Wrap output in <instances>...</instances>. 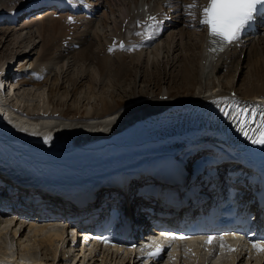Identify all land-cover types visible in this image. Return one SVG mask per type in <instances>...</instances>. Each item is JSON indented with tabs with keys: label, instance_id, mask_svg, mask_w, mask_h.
Wrapping results in <instances>:
<instances>
[{
	"label": "bare ground",
	"instance_id": "1",
	"mask_svg": "<svg viewBox=\"0 0 264 264\" xmlns=\"http://www.w3.org/2000/svg\"><path fill=\"white\" fill-rule=\"evenodd\" d=\"M22 1L23 0H20V2ZM26 1L28 3L32 2H29L28 0ZM26 1L21 3V6L18 5L16 6L17 8H12V10H0V21L3 20L4 17H6L7 19H9V23L13 24L15 21H17L16 17L21 16L24 12H26V14H29L32 13L33 10H37L48 4L52 3L53 5H55V10H53L54 13H46L44 15L38 14L36 17H34V19H37L36 21H34V23L26 25L25 27L22 26V29L16 30L12 33L13 44L15 46L22 45L23 52L25 51L29 53L35 50V48L41 43V48L39 51L42 52L39 55L38 60L34 61V63L36 62L35 65L30 63V66H28V68H30L31 66L34 67V70L32 67V72L36 77L40 76L41 72L44 73L43 66H45V64L46 66L51 65L54 67L55 65L59 64L61 65L60 68H64V66H66L69 62V57L67 58V56L68 54H71V58H73V60L77 63L78 61H81L91 62L95 64L100 79H104V76L108 75L116 83L119 81H127L129 78L134 77L133 69L136 67L135 63H139L141 61L140 59L143 58V55L147 54V60L145 59L146 65H152L154 69H156V66H154V64L158 60L157 58L159 57L163 49V45H158V41L156 40H154V42L149 45L139 44V47H136L134 49H128V47L120 49L119 46L117 47V45H115V42L118 38L122 37L124 31H130L129 33H132L134 35V37L136 38L135 40H137L138 38L140 40H143L148 36H155V39H157L159 34L165 32L167 33L168 31L170 32L173 27H175L177 24H180V22L182 21L184 22L185 20H187V24L189 23L190 26L197 23L199 24L201 8L208 2V0H200V5L198 6L199 12L197 15H195V21H193L190 15L188 18L184 19V14L189 13V9L187 7L188 5H191V3H189V0H155L156 2H153L155 3V5H152V0H150V4H148L150 7H148L147 9L149 12L145 16V10H143V3L145 2V0H132L134 9H132L130 6L126 7V5H124V8L119 9L120 7H117L118 9L112 12L110 8L108 10L111 11L110 13L117 15H115L117 20L115 21V26L112 34H109L108 37H104V40L101 41L102 39H100L99 37L102 26L99 22L93 23L91 22L92 18H89L87 16L74 17V15L73 17L70 16L68 18L58 16V14H60V12L58 11L59 7H68L73 9H79L82 7L85 9V11H91V13L96 14L102 9V7L97 6L99 4L93 3L89 5L86 3L88 1L85 0H35L33 1V4L31 3V5L27 4ZM77 5H79L80 7H77ZM106 16L107 9L106 12L103 13L102 17L106 18ZM150 16H155L158 21H161V23L155 29V34L153 35L152 31L150 30L143 36L136 35V33L145 32L144 26L140 24L141 22H139V19L148 21V18ZM31 18L32 17H30V20ZM69 18H71L72 22H78L79 25H75V23L69 24L66 21V19L69 20ZM169 19L173 21L171 25L167 23ZM82 20H85L84 22L87 21V23H84L82 26H86V28L87 26L89 28L92 27L90 31L93 32V36H91L90 39H87L85 37H79L80 35L77 34L78 39L77 43L75 44V48H73L74 50H71V52H63L56 58H52L49 49L53 47L59 39L66 37L68 34L76 35L77 27L81 26V23H83ZM102 25L104 26V24ZM172 32H170L169 38L172 37ZM243 32L241 33V36L239 38L240 40L238 42H240L241 40H245L244 38L248 37L246 42L247 46L244 53H248L250 60H252L253 57H259L264 49H260V47L255 44L256 42L254 41V39L252 40L251 38H249V36L251 35L250 32H247V30H245L244 33ZM185 33L187 34V32ZM25 35L30 37H32V35H37L39 41L32 42L30 40V37L27 38L25 37ZM200 36L202 38V44L199 47L200 52L198 54V62L191 60L190 65L188 62H186L180 68L182 81L181 83L184 84V86L190 84L192 85L191 87L195 88L196 85L199 84L198 89L195 91V94L191 99L189 98L182 104L178 103L177 99L170 101L162 100L159 104H157V102H147L150 97L149 94L144 92V94H135L134 96H129L128 100L126 101L120 99L121 102L119 101L110 103L111 101H109L107 98L101 99L103 111L101 113H96L95 115H90V111L87 112L85 114V123H83L82 125H79L77 123L69 124L59 122V116L56 117L57 115L52 116L51 114V116L43 115L44 117L36 116V118H32L34 120H29V117H25L27 116L26 114L24 115V117H22L23 114H15L5 109L3 106L4 95L2 94L3 92H5V88L3 92H1V88L4 87L2 80L5 71H9V63L16 60V64L17 62L19 64L16 69L18 75L17 72L16 74L14 73V75L17 76V79L15 81L13 79L14 82L8 81L11 78H9V72L7 73L8 78L6 85L8 86L7 90L9 94L15 93V90L13 89H17V86H19V82L20 84L30 83L32 80H30L29 82V79L33 76V74H30L31 72H29V75L26 73L28 72V68L26 69L25 67V64L27 62L25 64L22 63V56L20 58L14 56L10 61L2 62V64L0 65V157H3L4 154L7 155L10 153L21 155L25 158V161L40 163L46 175L54 178L56 181L58 179H65L67 178V176H70V187L77 191L73 193V197H84L87 196L83 195V193L86 192L87 188L90 187L92 183H98L97 180L92 181L93 178H90L91 175L108 173L121 163H128L129 161H134L144 155H155L157 153H161V151L163 150H168L173 147L176 148L175 146H177L178 144L182 145L185 142L187 143L194 136L200 134L197 128L193 130H180L181 125L186 126L188 123H192L194 120L202 119L205 124L213 126H218L224 122V124H229V128L236 130L238 128V125L233 123V121L229 117H226L223 112L220 111V108L213 103L214 100L220 97L231 98V96L225 95L224 92L217 89H212L208 94L204 95L202 93L203 88L200 87V84L202 79L208 77V75L211 72L217 70V67L219 68L220 65L221 70L223 69V66H226V68H228L232 60L238 57L237 51L242 53L243 48H240V50H238V44L234 43L232 44L230 50H226L224 54H222L223 52H220L218 54L210 53L208 51L207 31L201 30ZM23 37L28 39V43H23ZM94 37H96V39ZM94 41H96L97 45L96 43H94ZM35 43L37 44L35 45ZM168 44L169 45L167 47V50H169L171 43ZM110 48L113 50L109 51ZM96 50L97 52H95ZM143 51H147L148 53H143ZM155 59L157 60L155 61ZM260 63L261 61L259 58L255 59L252 67L255 69L253 76L261 81L262 84L257 88L251 89L248 92V97L244 96V98L246 97L249 100H240L239 98L236 99L241 102L242 106H248L249 109L257 105H264V103L257 104L252 102V100H254L255 98H259L262 102L264 99V69H262V65L258 66ZM13 69L11 70L12 72ZM44 69L46 68L44 67ZM71 69L73 70L75 68ZM110 71H113L112 75ZM73 73L74 71L71 73V76H74ZM198 74L200 77L204 76V78H199V80L194 79ZM96 75L97 73H94L95 79ZM91 78L93 79L92 76ZM150 79L151 80H149L148 82L154 88L159 89V82L157 81V77H155L153 73L151 74ZM89 88H93L92 82L89 83ZM208 88H206V91L209 90ZM51 89L52 91H55V95H60V100H64V98L68 97V93L65 92L64 89V92L61 93H59L60 88L57 91L53 87ZM193 110H196V112ZM186 111L193 112H188L183 115L178 114L180 112ZM3 114L5 115V117H7L6 119L2 118L4 117ZM174 114L177 116H173L172 118L169 117ZM157 116L159 117L158 119H156ZM162 117H165V119H167L162 124H158L156 126H152L151 124L148 127L145 126L146 124H150V121L152 120L156 119L157 121H160ZM6 120L8 121L6 122ZM9 136L11 137L9 138ZM45 138H50L47 143H45ZM247 144V146L238 147V149H240L247 157H249V159L253 161L251 166H253L257 171H260L261 169L257 164L259 162H264V145L253 144L250 140L247 141ZM184 146L185 145H183L182 147ZM51 149H53L54 152L47 151ZM125 155L128 156L124 159ZM200 155H204V152H201ZM177 164L178 162H173L172 164H169V166ZM20 168L24 169L27 167L25 166V164H21ZM238 168L239 167L236 164L233 167L234 170H237ZM142 169L143 168H138L135 173L142 172ZM83 173L89 174V176L86 178H89L90 181L86 180L83 177ZM1 176L2 175L0 174V177ZM252 179L253 178L250 177V180ZM66 186L68 185H62L63 190H61V192H65L71 189L70 187H68V189H64ZM203 202L204 204H206L207 200L205 199L203 200ZM53 207H57V205H53ZM58 208L63 211L67 210L66 205L58 206ZM188 208H190L188 212L192 213L195 210L196 206L190 203L188 207H184L181 210H178V212L180 211L179 214L182 211H187ZM10 217H12V215H3L2 213H0L1 239L5 237L4 234L7 235L8 232H10L11 234L12 228L9 231L8 227V223H10L12 224V227L16 225H23L20 228V230L22 229L23 231L28 227V229L33 232L29 240V242L33 244L37 243L39 246L45 245L49 248H52L53 245H55L54 243H57L58 245L61 244V247L63 246V244H65L67 238V229L65 227H67V223L63 222V220H61L59 217L45 219L39 222H28L29 219L22 218L19 221L17 220L15 223H13V220H9L7 222V219H9ZM14 218L17 217L14 216ZM138 221H141V219H138L137 222ZM54 224H61L63 230L58 233L49 234L50 228L48 229V227L53 226ZM23 233L24 232H22V234ZM12 235L16 237L17 231H14ZM145 236H148V234H145ZM19 242H21V239H19ZM3 244L4 242L1 245ZM224 244L229 245L230 242L226 241L224 242ZM195 245V242H191L185 246V250L188 249V247H194ZM62 248H64V246ZM62 248H60V250ZM67 248L68 246L64 248L65 251L62 253H58L56 250H52V263L61 264L62 261L67 263V261H70V259L72 258V255L76 254L78 257L80 256L78 250L71 251ZM92 248H94V246ZM7 250H5L4 248V250L0 251V258L9 263H13L15 259L21 260L16 262H22V260L29 261V264H51L50 262L46 263V261L33 260L25 257L23 258L22 256H17V254H14L13 252V254L11 255L7 252ZM196 250L197 249L195 247V252ZM131 252L133 251L128 250L120 253L119 251H116L114 249L111 250L110 248L106 247L102 252L100 250L99 253H95L94 255L91 253L89 255L84 253L80 257H82L84 260L94 259V263L100 261L101 263L103 262V264H107L106 261L108 258H110V261H116L118 258L121 259V257L123 256V258H125L124 260L122 259L123 263L139 264L138 259L134 257ZM216 254L217 252L211 254L207 259H216ZM230 257L232 260V264L236 262L237 264H242L244 263V258H247L245 262L247 264H249L251 259H254L256 263L263 262L264 264V253H262V255L258 256L257 258L253 255H248V253L245 252L232 253L230 254ZM183 259L184 256L181 257V260Z\"/></svg>",
	"mask_w": 264,
	"mask_h": 264
},
{
	"label": "rangeland",
	"instance_id": "2",
	"mask_svg": "<svg viewBox=\"0 0 264 264\" xmlns=\"http://www.w3.org/2000/svg\"><path fill=\"white\" fill-rule=\"evenodd\" d=\"M24 1L26 0H23L22 2H20V0H0V10H6V11L12 10V8L14 7L17 8L16 6L20 5ZM28 1L29 2L32 1L31 3L33 4V1L35 0H28ZM85 1H89V3H92V4L93 3L101 4V6L103 7L102 10L98 14L95 15V17H89V18H92L91 22L93 23L99 22L100 25L102 26V27L100 26L101 33L99 37L100 39H102L101 41L104 40V37L106 36L108 37L109 34H112L114 30L115 21L117 20L116 19L117 15L115 14L116 15L115 16L113 13H110L111 11L112 12L116 11L119 7H120L119 9L124 8L123 7L124 5H126V7L130 6L132 9H134L132 0H85ZM156 1L152 0L151 4L155 5V3L153 2H156ZM26 3L31 4V3H28L27 1ZM189 3L191 4L195 3L196 5L198 4L196 7L191 9L193 11L192 13L194 15H197L199 12L198 6L200 5V0H189ZM148 4H150V0H145V2L143 3V8H144L143 10H145L144 16L148 14L149 12L147 10L148 7H150ZM49 8L50 7H43V8H40L39 10H34L35 12L29 13V14H26V12H24L21 16L16 17L17 21H15L13 24L9 23V19H7L6 17H4V19L0 21V41H1L0 65L2 64V62L10 61L11 59H13L14 56L17 58H20L22 56L21 57L22 63L25 64L27 62L25 64L26 69L28 68V66H30L29 65L30 63L35 65L36 62L34 63V61L38 60L39 55L42 52V51H39L41 48V43L35 48V50L29 53L25 51L23 52L22 45L15 46L13 44L12 33L16 30L22 29L26 25L34 23V21L37 20V19H34V17H36L38 14L44 15L46 13H50V14L54 13L53 10ZM105 8L107 9V16L106 18H103L102 17L103 13L106 12ZM110 8H111V11L108 10ZM58 16H61L63 18H68L70 16L71 17L73 16L82 17V16H87V15L84 14L83 12L71 13V11L69 10H63L60 12V14H58ZM30 17H32L33 19L31 18L30 20ZM188 17H189V13L184 14V19ZM140 20H144V19H140ZM66 21L69 24L75 23V25L76 24L79 25L78 22H72V21L70 22V20H67V19ZM82 21L83 23H81ZM82 21L80 22L81 26L77 27L76 35L68 34L66 37L59 39L55 43V45L49 49V51L51 52L52 58H56L63 52H71V50H74L73 48H75L76 46L75 44L77 43V39H78L77 34L80 35L79 37H85L87 39H90V37L93 36L92 35L93 32L90 31L92 27L89 28L87 26L86 28V26L85 27L82 26L84 23H87V21L84 22L85 20H82ZM185 21L180 22V24H177L170 31V32L173 31L172 32L173 38L172 37L169 38L170 37L169 31L167 33L162 34V37L157 38L158 45H163L162 52L157 58L158 60L155 59V61L156 60L157 61L155 63L156 65L154 64V66H156L157 70L154 69L152 65H146V60H147L146 59L147 54H146V55H143V58L140 59L141 61L139 63H135L136 67L133 69L134 71L133 78H129L127 81H121V82L119 81L116 83L108 75H105L104 79L103 78L100 79L98 75V70L95 64L91 62H81V61H78L77 63L73 60V58H71V54H68L67 58L69 57L68 58L69 65L67 64L66 66H64V68L63 67L60 68L61 65L59 64L55 65V67L51 65L46 66L45 64V66H43L44 73L41 72L40 76L38 77H36L34 73L32 72L33 66L28 68V72L26 73L28 75H29V72H31L30 74H33V76L31 77L32 79L31 78L29 79V82L30 80L32 81L30 83H21V84L19 82V86H17V89L15 90V93L13 94L3 92L2 93L4 95V96L2 95L4 97L3 106L9 112H13L19 115L23 114L22 117H24V115L26 114L27 116L25 117H29V120H34L32 118H36V116L41 117L43 115L46 116V115L51 114L52 116L53 115L54 116L57 115L56 117L59 116L58 117L59 122L69 123V124L77 123L79 125H82L83 123H85V116H86L85 114L87 112L90 111L89 112L90 115H93V114L95 115L96 113H101L103 111L102 105H101V99L107 98L109 101H111L110 103H114V102H119L120 99L126 101L128 100L129 96H134L135 94L147 93L149 94V97L151 99V100L149 99L150 101L147 100V102H152V103L157 102V104H159L160 101L162 100L170 101V100L177 99L178 100L177 102L182 104L183 102H186V100H188L189 98L191 99L192 96H194L195 91L198 89L199 84H197L195 88L191 87L192 85L190 84L184 86V84L181 83L182 81H181L180 68L186 62H188L190 65L191 60L198 62V54L200 52L199 47L202 44V38L200 36L201 28L199 24L197 23L195 25L190 26L189 23L187 24V20ZM101 23L104 24V26ZM129 32L130 31H127V30L124 31V34H122V37L116 40L115 45L118 46V43H119L118 40H123L126 46H129V47L133 46L131 48L128 47V49H134L136 47H139L136 44L140 40H135L136 38L134 37V35L132 33L130 34ZM185 32H187V34ZM25 37L29 38L30 36L25 35ZM25 37H23V43H28V39ZM94 38L96 39V37ZM251 39L252 40L254 39V41L256 42L255 44L258 47H260V49H264V28L256 36L252 37ZM30 40L32 42L39 41L37 35H32V37H30ZM246 42L247 41H245L240 46L238 45L239 47L238 50H240V48H243V52L240 53L239 51H237L238 57L232 60L228 68H226V66L225 67L223 66V69L221 70V65H220L219 68L217 67V70H215L214 72H211L206 78H204V76L200 77L199 74L195 76L194 79H198V80L199 78L200 79L204 78L202 79L201 84H200L201 85L200 87L203 88L202 93L204 95L208 94L209 91L212 89H217V90H221L222 92H224L225 95L232 97L233 94H235V98L239 97L240 100H249L246 97L244 98V96L248 97V92L251 89L257 88L262 84L261 81H259L253 76L255 69L252 66H253V63L255 62V59L259 58L261 63L258 66L262 65V69H264V53H263L264 51L261 50L262 54H260L259 57H256V58L253 57L252 60H250L248 53H244V51L246 50V46H247ZM94 43H96V41H94ZM168 43H171L169 50H167V47L169 45ZM36 44L37 43H35V45ZM147 51H143V53H148ZM95 52H97V50ZM17 66H19L18 62L14 66L13 72L9 71V74H10L9 78H11L10 79L11 81H13V79L14 81L17 79V76L14 75V73L16 74L17 72L16 70ZM44 67L46 69H44ZM71 68H75L76 70L75 69L72 70ZM224 69H227V70H224ZM33 70H34V67H33ZM73 71H74L73 73L74 76H71L72 75L71 73ZM94 73L95 74L97 73L96 79L94 78ZM110 73L112 75L113 71H110ZM152 73L153 75H155V77H157V81L159 82V89L154 88L148 82L149 80H151L150 78H151ZM17 75H18V72H17ZM91 76L93 77V79L91 78ZM69 82L72 84L74 83V84L72 85ZM90 82L93 83L92 89L89 88ZM52 87L56 91L60 88L59 93L64 92V91L67 92L68 97L64 98V100L63 99L60 100L59 99L60 95H55V91H52L51 89ZM206 88H208L209 90L206 91ZM2 118L6 119L7 117H5L4 115V117ZM7 121L8 120H6V122ZM10 137L11 136H9V138ZM237 172L243 173L241 169H238ZM8 221L9 220L7 219V222ZM8 224H9L8 226L9 231L12 228V232L11 234L10 232H8L7 235L4 234L5 237L3 239L0 238V248L1 250H4V248L5 250H7L8 248L7 252L11 255L14 253V254H17V256H22L23 258L25 257L28 259L41 260V261H46V263L50 262L51 264H56V263H52L53 262L52 257H51L52 250H56L58 253L60 252L62 253L65 251L64 248L62 247L64 245H67L66 243L67 239L65 241V244H63L62 247H61V244L58 245L57 243H54L55 245H53L52 248H49L48 246H45V245L39 246L37 243L33 244L29 242L33 232L30 231L28 227L27 228L25 227L26 229H24L23 231L22 229L20 230V228L23 225L22 226L16 225L12 227V224L10 223ZM57 225L54 224L53 226L48 227V229L50 228L49 234L58 233L63 230L61 224H59L58 226ZM14 231H17L16 237L12 235ZM22 232L24 233L22 234ZM19 239H21V242H19ZM1 241L2 243L4 242L3 245H1L2 244ZM60 248L62 249L60 250ZM67 249L71 250L70 246H68ZM185 255L186 256H184L183 264H232L231 263L232 260L229 254H220L216 256L217 258L214 260L205 258L203 254L199 256H194L193 253L188 252ZM71 257L72 258L70 259V261H67V263L62 261L61 264H103V262L101 263L100 261H97V263H94V259L84 260L80 256L79 258L76 254L72 255ZM122 259L124 260L125 258H123L122 256L121 259L118 258L116 261L115 260L110 261V258H108L106 263L107 264H125L123 263ZM243 260H244V263L242 264H247L245 263L247 258H244ZM165 264H172V263L167 262ZM234 264H237V262ZM249 264H263V262L256 263L254 259H251Z\"/></svg>",
	"mask_w": 264,
	"mask_h": 264
},
{
	"label": "snow or ice",
	"instance_id": "3",
	"mask_svg": "<svg viewBox=\"0 0 264 264\" xmlns=\"http://www.w3.org/2000/svg\"><path fill=\"white\" fill-rule=\"evenodd\" d=\"M197 5H188L189 15L195 21L196 17L191 9ZM258 6L264 7V0H208L207 4L201 8L199 26L201 30H206L208 34V51L210 53L223 52L229 45L236 43L246 27L252 22L258 11ZM71 22V18H69ZM143 23L145 32L136 33V35H145L150 30L155 34V29L161 23L155 16H150L148 21ZM148 38H151L150 36ZM121 49H124V44H120ZM113 49H109L112 51ZM220 111L226 117H229L233 123L238 125L239 130L253 144L264 145V105H257L249 109L248 106H242L241 102L236 100L235 94L231 98L220 97L213 101ZM254 125V127H253ZM50 138H45V143ZM184 236H175L168 234V239H187ZM97 239H101L97 237ZM214 237L209 236L206 239L207 244H211ZM223 241V237H220ZM104 242H107L105 240ZM252 248L256 252H264V240L252 242ZM221 247H224L221 243ZM147 251V257L152 258L158 256L163 250V246L153 241L146 244L144 250ZM229 251L235 249L229 248Z\"/></svg>",
	"mask_w": 264,
	"mask_h": 264
}]
</instances>
